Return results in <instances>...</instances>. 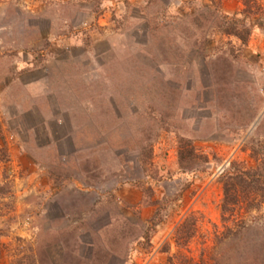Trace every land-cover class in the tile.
<instances>
[{
  "label": "rangeland",
  "instance_id": "1",
  "mask_svg": "<svg viewBox=\"0 0 264 264\" xmlns=\"http://www.w3.org/2000/svg\"><path fill=\"white\" fill-rule=\"evenodd\" d=\"M256 166L264 0H0V264H239Z\"/></svg>",
  "mask_w": 264,
  "mask_h": 264
},
{
  "label": "trees",
  "instance_id": "2",
  "mask_svg": "<svg viewBox=\"0 0 264 264\" xmlns=\"http://www.w3.org/2000/svg\"><path fill=\"white\" fill-rule=\"evenodd\" d=\"M256 170L257 166L253 169L225 170L221 178L223 182L221 216L229 224L225 225L224 230L216 237V241L231 246L235 243L239 244L241 246L238 252L239 264H264V225H246L244 218L237 220L238 217L231 207V204H247L252 201L256 204L257 200L264 202V195L257 198L248 196L246 193H240L249 188H256V184L261 182L260 177L262 175ZM216 260L219 262L218 264H224L221 262L222 253Z\"/></svg>",
  "mask_w": 264,
  "mask_h": 264
}]
</instances>
